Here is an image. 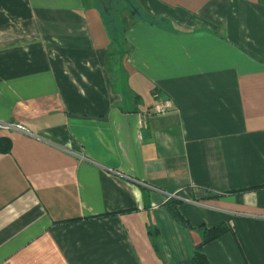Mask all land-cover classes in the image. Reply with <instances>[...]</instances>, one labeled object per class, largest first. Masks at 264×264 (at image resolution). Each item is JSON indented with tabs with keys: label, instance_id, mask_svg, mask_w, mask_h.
I'll list each match as a JSON object with an SVG mask.
<instances>
[{
	"label": "crops",
	"instance_id": "0c3cea01",
	"mask_svg": "<svg viewBox=\"0 0 264 264\" xmlns=\"http://www.w3.org/2000/svg\"><path fill=\"white\" fill-rule=\"evenodd\" d=\"M132 2L0 0V264H264V0Z\"/></svg>",
	"mask_w": 264,
	"mask_h": 264
},
{
	"label": "trees",
	"instance_id": "16d2710c",
	"mask_svg": "<svg viewBox=\"0 0 264 264\" xmlns=\"http://www.w3.org/2000/svg\"><path fill=\"white\" fill-rule=\"evenodd\" d=\"M120 3L127 4L125 1H117L116 0V2L115 1L113 2L111 11L108 14H105L103 12L104 17L107 20L106 22H108L109 25H112V24L116 25V23L118 22L117 21L118 18L116 17L118 11L115 8ZM128 4H127L128 8H130L133 11V13L135 12L136 14H138V9L135 8V5L133 4L132 0H128ZM3 143L9 144L8 142H3ZM1 145H2V143H0V150H2ZM178 206H179V204L177 202L170 201L166 205V209L168 211L167 213H169L175 219V221H177V223L181 227H183L184 230L196 231L201 236L200 237L201 243L195 250H193L194 251L193 256L181 264H210L205 252L203 251V249L205 248V246L223 238L226 235H229L231 233V230L229 229V227H227L224 224L221 226H218V227L215 226V228H206L202 225V227L198 228L197 230H193V228H191L189 223L181 217L180 213H178L179 212ZM157 249H158V247H157Z\"/></svg>",
	"mask_w": 264,
	"mask_h": 264
},
{
	"label": "built area",
	"instance_id": "2783aa9c",
	"mask_svg": "<svg viewBox=\"0 0 264 264\" xmlns=\"http://www.w3.org/2000/svg\"><path fill=\"white\" fill-rule=\"evenodd\" d=\"M173 108L174 105L170 100L157 97L156 103L150 109L147 110L145 116H165L171 113L173 111ZM14 128L22 130L21 127H13L11 125L0 123V130H11Z\"/></svg>",
	"mask_w": 264,
	"mask_h": 264
},
{
	"label": "rangeland",
	"instance_id": "374dc122",
	"mask_svg": "<svg viewBox=\"0 0 264 264\" xmlns=\"http://www.w3.org/2000/svg\"><path fill=\"white\" fill-rule=\"evenodd\" d=\"M135 8H136V5H135ZM115 9H117V11H118L117 16H116L118 18V20L120 18H123L124 16L130 17V16H132V13H133V11L130 8H128V5L124 4V3L118 4V6ZM110 27H111L112 33L114 34V37L117 38V33H120L121 29H122L121 25L116 23V25L112 24V25H110Z\"/></svg>",
	"mask_w": 264,
	"mask_h": 264
},
{
	"label": "water",
	"instance_id": "95a60500",
	"mask_svg": "<svg viewBox=\"0 0 264 264\" xmlns=\"http://www.w3.org/2000/svg\"><path fill=\"white\" fill-rule=\"evenodd\" d=\"M102 8L105 14H108L111 11L112 4L116 0H95ZM117 1H125L128 4V0H117ZM129 5V4H128ZM136 13L134 12L133 15Z\"/></svg>",
	"mask_w": 264,
	"mask_h": 264
}]
</instances>
